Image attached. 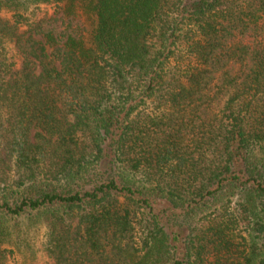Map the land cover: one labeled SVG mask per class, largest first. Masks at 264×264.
I'll return each instance as SVG.
<instances>
[{
	"label": "trees",
	"instance_id": "obj_1",
	"mask_svg": "<svg viewBox=\"0 0 264 264\" xmlns=\"http://www.w3.org/2000/svg\"><path fill=\"white\" fill-rule=\"evenodd\" d=\"M38 254L264 264V0H0V264Z\"/></svg>",
	"mask_w": 264,
	"mask_h": 264
},
{
	"label": "rangeland",
	"instance_id": "obj_2",
	"mask_svg": "<svg viewBox=\"0 0 264 264\" xmlns=\"http://www.w3.org/2000/svg\"><path fill=\"white\" fill-rule=\"evenodd\" d=\"M44 255L42 254H38V258H39V261H38V263L39 264H43L44 263ZM31 264H34L33 262L31 263ZM45 264V263H44Z\"/></svg>",
	"mask_w": 264,
	"mask_h": 264
}]
</instances>
